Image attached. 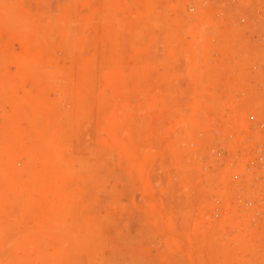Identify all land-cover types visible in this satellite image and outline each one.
<instances>
[{
  "label": "rangeland",
  "instance_id": "rangeland-1",
  "mask_svg": "<svg viewBox=\"0 0 264 264\" xmlns=\"http://www.w3.org/2000/svg\"><path fill=\"white\" fill-rule=\"evenodd\" d=\"M263 120L264 0H0V264H264Z\"/></svg>",
  "mask_w": 264,
  "mask_h": 264
},
{
  "label": "built area",
  "instance_id": "built-area-1",
  "mask_svg": "<svg viewBox=\"0 0 264 264\" xmlns=\"http://www.w3.org/2000/svg\"><path fill=\"white\" fill-rule=\"evenodd\" d=\"M261 129H262L263 140H264V120H263V122H262V124H261ZM257 162H258L257 167H258L259 169L262 170V171H261V178H260V179H261L262 181H264V144L261 146V149H260V151H259V155H258V157H257ZM260 214H261V213H259V215H260ZM257 216H258V215H257ZM256 218H258V217L255 216V218H254L253 220L255 221ZM258 219L264 222V216L261 217V218H258Z\"/></svg>",
  "mask_w": 264,
  "mask_h": 264
}]
</instances>
